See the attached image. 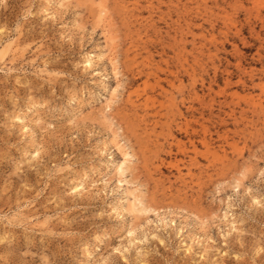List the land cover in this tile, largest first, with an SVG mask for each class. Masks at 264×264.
<instances>
[{
	"label": "rangeland",
	"instance_id": "374dc122",
	"mask_svg": "<svg viewBox=\"0 0 264 264\" xmlns=\"http://www.w3.org/2000/svg\"><path fill=\"white\" fill-rule=\"evenodd\" d=\"M0 264H264V0H0Z\"/></svg>",
	"mask_w": 264,
	"mask_h": 264
},
{
	"label": "bare ground",
	"instance_id": "6f19581e",
	"mask_svg": "<svg viewBox=\"0 0 264 264\" xmlns=\"http://www.w3.org/2000/svg\"><path fill=\"white\" fill-rule=\"evenodd\" d=\"M89 62V61H88ZM128 159V158H127ZM123 166V165H122Z\"/></svg>",
	"mask_w": 264,
	"mask_h": 264
}]
</instances>
